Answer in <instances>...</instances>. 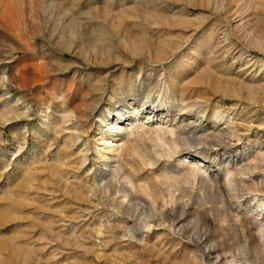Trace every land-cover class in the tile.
Listing matches in <instances>:
<instances>
[{
  "label": "rangeland",
  "instance_id": "obj_1",
  "mask_svg": "<svg viewBox=\"0 0 264 264\" xmlns=\"http://www.w3.org/2000/svg\"><path fill=\"white\" fill-rule=\"evenodd\" d=\"M262 234L264 0H0V264H264Z\"/></svg>",
  "mask_w": 264,
  "mask_h": 264
},
{
  "label": "bare ground",
  "instance_id": "obj_2",
  "mask_svg": "<svg viewBox=\"0 0 264 264\" xmlns=\"http://www.w3.org/2000/svg\"><path fill=\"white\" fill-rule=\"evenodd\" d=\"M260 193H261V192H260ZM255 198L259 200V197H258V196H255ZM255 198H254V199H255ZM146 225H147V224H146ZM262 235H263V234H262ZM263 237H264V235H263ZM257 240H258V239H257Z\"/></svg>",
  "mask_w": 264,
  "mask_h": 264
}]
</instances>
